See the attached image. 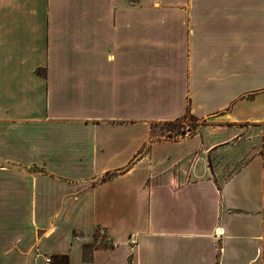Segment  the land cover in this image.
<instances>
[{"label": "crops", "instance_id": "0c3cea01", "mask_svg": "<svg viewBox=\"0 0 264 264\" xmlns=\"http://www.w3.org/2000/svg\"><path fill=\"white\" fill-rule=\"evenodd\" d=\"M55 257L264 264V0H0V264Z\"/></svg>", "mask_w": 264, "mask_h": 264}, {"label": "rangeland", "instance_id": "374dc122", "mask_svg": "<svg viewBox=\"0 0 264 264\" xmlns=\"http://www.w3.org/2000/svg\"><path fill=\"white\" fill-rule=\"evenodd\" d=\"M258 85L260 83H257ZM204 124V122L200 119H197L191 115L186 116L185 118L180 119V121H178V124H176L175 126H166V125H162L160 127V132L163 133V135L165 137H170V138H180L183 137L185 135H190L196 132L197 128ZM185 135H184V134ZM48 259V258H47ZM46 259V261H47ZM18 261L17 264L20 263V259H17ZM53 259H51L52 262ZM24 263H27L30 261V259H24ZM54 262V260H53ZM51 264V263H50Z\"/></svg>", "mask_w": 264, "mask_h": 264}, {"label": "trees", "instance_id": "16d2710c", "mask_svg": "<svg viewBox=\"0 0 264 264\" xmlns=\"http://www.w3.org/2000/svg\"><path fill=\"white\" fill-rule=\"evenodd\" d=\"M178 121H180V119L176 120L174 122L165 123V125L166 126H175L176 124H178ZM53 260H54V262H53ZM53 260H52V264H69L68 258H60L59 259V258L55 257Z\"/></svg>", "mask_w": 264, "mask_h": 264}, {"label": "built area", "instance_id": "2783aa9c", "mask_svg": "<svg viewBox=\"0 0 264 264\" xmlns=\"http://www.w3.org/2000/svg\"><path fill=\"white\" fill-rule=\"evenodd\" d=\"M46 263H48V264H49V263H50V259H47Z\"/></svg>", "mask_w": 264, "mask_h": 264}, {"label": "water", "instance_id": "95a60500", "mask_svg": "<svg viewBox=\"0 0 264 264\" xmlns=\"http://www.w3.org/2000/svg\"><path fill=\"white\" fill-rule=\"evenodd\" d=\"M184 134V133H183ZM185 135V134H184Z\"/></svg>", "mask_w": 264, "mask_h": 264}]
</instances>
